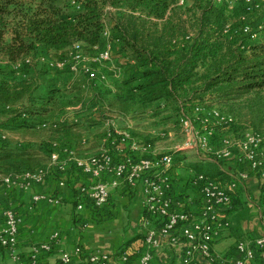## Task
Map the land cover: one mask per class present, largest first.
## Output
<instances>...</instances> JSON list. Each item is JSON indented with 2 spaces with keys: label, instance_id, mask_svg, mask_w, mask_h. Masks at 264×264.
<instances>
[{
  "label": "trees",
  "instance_id": "trees-1",
  "mask_svg": "<svg viewBox=\"0 0 264 264\" xmlns=\"http://www.w3.org/2000/svg\"><path fill=\"white\" fill-rule=\"evenodd\" d=\"M179 2L180 0H0V55L7 66L21 63V67H27L24 60L31 52L53 50L55 61L64 64L70 59L72 53L69 48L74 44H81L82 55L90 58H98L108 45L110 60L97 61L94 71L99 77L89 79L94 92L89 101L96 102L97 112L101 114L108 110L119 115L138 117L155 106L158 113L171 108L177 111L179 117L188 108L192 112L196 107L203 111L209 110L201 107L208 97L219 104L264 89V17L258 31L251 29L250 34L244 35L243 21H240L238 31L230 29L231 32L227 34L224 31L227 26L224 23L223 3L214 1L202 7L200 0ZM9 17L16 20L17 27L11 40L5 42L6 20ZM186 24H191L192 33L188 31ZM104 33L108 34V38L104 37ZM226 35L232 38L234 50L229 48V51L221 54L216 42L221 37L228 38ZM110 61L117 63L113 68L104 67ZM116 70L121 78L116 77ZM48 73L52 74L53 81H48L45 96L35 95L38 84L34 80L0 81V115L10 113L9 117L0 122L1 133L3 130L46 128L49 125H46V121L52 123L55 115L58 117L64 114L67 107L79 103L86 105L79 96L78 86L65 89L78 93L73 100L61 101L64 92L54 82L63 73L59 70ZM232 125L233 121L227 128ZM79 127L78 124L64 125L51 130L52 140L46 151L47 158L56 152L60 160L64 159V148L77 155L72 147L76 146L79 138L73 132L78 131ZM1 133L2 177L35 173L44 168L42 162L47 158L33 157L26 151L11 148L10 142L1 138ZM108 135L109 131L103 133L101 138L110 146ZM72 142H75L74 146L70 145ZM140 143L147 146L150 144L149 141ZM182 160L179 153H173L172 168L178 167ZM216 162L220 165L224 163ZM191 169L193 175L204 176L220 185L231 179L217 171L205 173L199 168ZM244 171L246 172L245 169ZM77 173L80 174L78 171ZM220 176L222 178L218 180ZM258 182L262 202L264 180ZM186 188L197 193L189 181ZM232 195L233 205L228 212L236 208L235 194ZM142 208V222L149 223L148 229L162 227L164 219L150 216ZM146 231L141 226L140 233L120 247L117 255L126 254V263L136 264L146 253ZM236 243L232 246L226 263L214 256L211 261L202 257L198 259L209 264H233ZM1 250L5 251L0 245ZM262 250L255 249L252 260Z\"/></svg>",
  "mask_w": 264,
  "mask_h": 264
},
{
  "label": "crops",
  "instance_id": "crops-1",
  "mask_svg": "<svg viewBox=\"0 0 264 264\" xmlns=\"http://www.w3.org/2000/svg\"><path fill=\"white\" fill-rule=\"evenodd\" d=\"M116 63V61H110L104 67L113 68ZM116 72L119 73L117 70ZM119 76L121 75L118 74L116 77L119 78ZM71 86L72 83H69L65 89H70ZM111 90H113L112 86ZM80 106L82 105L67 107L65 115ZM89 112H91V116L86 121L85 119H74L78 125L87 122L86 126L84 125L85 134L89 133L86 142L84 139L82 144V140L79 138V133H82L80 132L81 127L78 131L73 132V135L79 139L76 146L72 148L77 152L76 156L82 159L93 156L104 147H108L101 135L114 130L127 133L132 140L137 142L149 141L150 149L155 152L176 153L173 144L168 142L164 144L152 143L150 138L144 136L145 134L138 136L132 134L134 128H131L130 124L136 119H143L146 115L132 117L114 114L108 110L101 114L97 112V104L94 101H89ZM148 112L149 110H146V113ZM111 117L114 118L111 119ZM66 119L73 118L69 115L64 116L63 120L58 121L57 119V122L52 123V127L58 126L59 129L64 125L67 126ZM6 131H12L17 135V133L28 130ZM148 135L154 136L155 134L151 132ZM171 136V132L161 135V137L169 138ZM14 137V135L8 136V138H12V140L8 139L9 142L14 144L18 141L20 143L16 144V147L10 144L11 148L26 151L33 157L44 158L43 155L31 153L25 148L28 146L29 140L13 139ZM90 141H98V144L96 146L90 145ZM221 141L222 138L217 133L211 142L220 144ZM21 144L23 145L21 146ZM74 144L75 142H72L70 145L74 146ZM111 154L115 155L117 159H120L122 155L117 150L111 151ZM256 154L257 158L264 162V146H260ZM179 155L183 160L178 167L172 169L171 194L174 200L172 210L174 212H189L194 219L199 215L200 203L198 194L186 188L187 181L193 175L191 166L200 170L201 165L210 162L211 170L223 173L229 178L234 177L237 171L241 169H245L249 174L245 180L238 183L237 189L233 193L235 194L236 204L234 206L236 205V208L224 215L219 214V219L226 222L227 226L221 225L212 242L211 251L216 259L226 263L231 248L236 242L253 241L264 237V205L260 202L259 182L254 175L250 174L249 168L240 167L234 161L222 162L220 165L207 154L191 149L184 150ZM48 160L49 158L46 159V161ZM190 160L192 163H189ZM46 161L42 162L44 168L47 164ZM50 171L52 173L44 175L29 189H25L21 185L23 182L22 175H18L17 178L15 175H11V181L7 183L0 181V220H2V212L9 209L14 211L18 219L15 248L12 252L0 251V264H65L61 260L62 255H72L76 248H80L81 255L72 257L69 264H86V260L91 254L108 256L110 264H128L125 261L126 254L119 256L117 253L125 242L141 231L143 219L142 185L138 184L134 189L128 190L123 183H120L116 187L109 188V201L100 210L91 211L86 205L81 210H77L76 189L83 185L93 184L96 180L88 179L77 173L70 164L65 166L64 171L56 172L55 169ZM220 178L222 176L217 179ZM102 179L109 182L112 177L103 176ZM60 181L65 182L63 187L59 186ZM34 195L40 196V198L33 204L32 197ZM172 234L180 235L179 229L173 231ZM158 240L161 242V246L158 248L148 247L145 253L149 256L151 264H179L184 242L171 245L167 238L158 237ZM45 244L51 246L50 252L40 250V247ZM198 260L200 264H209L202 259ZM247 264H264V248L255 260Z\"/></svg>",
  "mask_w": 264,
  "mask_h": 264
},
{
  "label": "built area",
  "instance_id": "built-area-1",
  "mask_svg": "<svg viewBox=\"0 0 264 264\" xmlns=\"http://www.w3.org/2000/svg\"><path fill=\"white\" fill-rule=\"evenodd\" d=\"M243 1L246 13L259 9L253 0ZM179 3H183V0H180ZM241 20L243 21L242 18ZM250 32L249 26L245 24L242 33L248 35ZM104 37L108 38V34L104 33ZM76 45L73 47L80 52L82 45ZM106 48L96 58L97 60H110L108 57L110 47L107 45ZM76 53L74 51L73 55ZM27 62V60L24 61V63ZM62 64L56 62L52 67L61 70ZM86 76L88 80L99 77L91 68L86 69ZM193 113L196 119L188 118L183 112L179 116L178 126L183 144L178 152L191 149L201 151L216 161H234L240 167L247 166L250 174L254 175L256 179L264 180V162L260 161L256 154L259 147L264 146V136L252 133L246 134L238 140L226 138L221 141L222 148L213 151L211 148L209 149V142L219 130L227 128L232 123V119L216 110L205 112L199 107H196ZM108 136L111 141L110 146L104 147L92 157L82 159L76 157L73 151L64 148L62 150L65 154L64 159L60 160V156L56 152H53L49 158L47 168L50 170L55 169L56 172H60L67 164L71 163L81 175L96 180L93 184L83 185L76 189V209L81 210L86 205L91 211L100 210L109 201L110 187H116L123 183L128 190H131L140 184L143 192L142 206L146 213L164 219L161 224L162 227L159 229H148L149 223L147 221L142 222V228L147 230L145 239L147 246L160 247L161 242L158 237L167 238L171 245H178L182 241L184 245L179 259L180 264H199L197 260L199 256L211 261L213 256L211 243L217 236L221 225L227 226L226 222L219 219V214L224 215L232 209V194L237 189L238 183L245 180L249 174L244 170H238L235 176L224 185L201 175H192L188 181L197 191L201 203L199 215L194 219L189 212H174L172 210L174 206L171 195L173 153L155 152L149 146L132 140L127 133L114 130L109 132ZM115 137L118 138V142ZM1 138L3 139L2 136ZM113 150L119 151L122 158L115 159V155L111 154ZM46 170L42 168L35 173L23 174L21 185L25 189L31 188L33 183L41 180ZM103 176H111L112 179L109 182L104 181ZM1 181L10 182L11 176L2 177ZM64 185L65 182H59L60 187ZM39 198L38 196L33 197L32 203H36ZM262 203H264V197ZM1 219L0 245L5 251L12 252L17 241L18 219L11 209L3 211ZM177 229H179L180 235L172 234ZM257 248H264V237L253 241L237 242L233 264H247L254 258ZM40 250L50 252L51 246L49 244L42 245ZM80 255V248H76L72 255H62L61 260L68 264L72 257H79ZM86 264H110L109 257L91 254L88 256ZM136 264H151V261L149 256L144 254Z\"/></svg>",
  "mask_w": 264,
  "mask_h": 264
},
{
  "label": "rangeland",
  "instance_id": "rangeland-1",
  "mask_svg": "<svg viewBox=\"0 0 264 264\" xmlns=\"http://www.w3.org/2000/svg\"><path fill=\"white\" fill-rule=\"evenodd\" d=\"M193 0H189L191 3ZM202 7H205L204 5H207L209 2L213 3L214 1L217 3H223L225 6V12H224V23L226 24L224 31L229 34L231 31L230 29H234L238 31V27L240 26V21L242 22L241 18L243 19V25L250 26V30L252 29L254 32L258 31L259 24L261 23L263 17H264V0H253L254 4H257L259 6V9L257 11L244 14V1L243 0H200ZM192 15V14H190ZM185 17V16H183ZM193 19V15L190 16ZM246 19V20H245ZM184 20V19H183ZM7 25L5 28V35H4V41L9 42L14 34V29L17 27L16 20H13L12 17H9L7 20ZM185 21V20H184ZM185 25V24H184ZM187 29L190 33H192L191 24H186ZM185 26V27H186ZM223 27V28H224ZM225 36V35H223ZM228 36V35H226ZM258 38V35H257ZM232 38L228 36V38H219V40L216 42L217 48H219V53L224 54L225 52L231 50H234L232 43ZM76 45V44H75ZM74 45V46H75ZM76 46H80V44H77ZM107 49V48H106ZM69 51L72 53V56L70 60H68L67 63L62 64V69L59 71H62V75L55 80V85L63 90V98L60 99L61 101H67L73 100L76 92L73 90H65L67 84L72 83V86H78L80 89L79 96L80 98L84 100V103L86 105L80 106L76 110H73L70 112L69 117L72 116L73 119H66L65 123L67 125H74L77 123L74 122V119H89L91 116V112H89V99L93 96V89L92 85L89 83V80L86 76V69H93L96 68L95 64L97 61L96 58H90L87 56H83L81 51L79 52L76 48L72 47L69 48ZM74 51L77 53L73 55ZM0 55V81L2 80H8L10 82H18L21 81V79H31L34 80L38 84V89L36 91V96H45L47 93V84L48 81L52 80V74L48 73L51 70H58L55 67H52L56 61L54 58V51L53 50H37L35 52H31L29 55L26 56V59L28 62L25 63L27 67H21V63L12 64L11 66H7L6 62L1 58ZM108 57H111V53H108ZM24 60V61H25ZM99 68V67H98ZM4 74V76H3ZM122 76H119L121 78ZM52 83V82H51ZM74 92V93H73ZM205 101V104L203 103L201 107L209 110H205V112H209L212 108L213 110H216L220 112L221 114L228 116L232 119L233 125L230 128L221 129L218 131V136L223 139H233L238 140L242 139L246 134H252V133H260L264 135V89L256 92H252L242 98L239 99H233V100H225L223 102H217L214 99H209ZM79 104L73 105L76 107ZM211 109V110H212ZM149 112L146 113L145 117L143 119H136L133 123L130 124L131 128H134L132 134L133 135H142L147 136L150 138V141L152 143H158V144H164V143H170L173 144L174 150H177V153H181L182 151L178 150L181 148L183 144V139L180 135L179 126H178V114L177 111H174L171 108H168L160 113H158L157 108L155 106H152L151 108H148ZM186 115L190 119H196L195 114L192 112L191 108H188L185 110ZM10 113L8 115L3 116L0 115V120H2L5 117H9ZM66 112L62 115H59L58 118L55 115V118L53 119L52 123L57 122L60 120H63ZM114 115L113 113H111ZM114 117H111L113 119ZM48 120V119H46ZM52 123H48L46 121V125H48L46 128H38L37 130H28L26 132H20L17 133V135L12 131H6L3 130L1 133L3 139H9L12 140V135L15 137L13 139H21V140H29L28 146H25V148L34 154H41L46 159L48 157V154L46 151H48V146L51 143L52 140V134L51 130H55L58 126H53ZM121 125V122H119ZM87 124V122L85 123ZM85 124L82 125V123L79 124V126L83 129H81L79 133V138H81V143L83 144V140L86 142L89 138V133L85 134ZM123 124V123H122ZM85 125V126H84ZM79 127V128H80ZM154 132V136L148 135V133ZM172 133V136L169 137H161V135L165 133ZM87 139V140H86ZM8 140V141H9ZM20 142L16 141L13 145V147H16ZM98 144V141H90V145L96 146ZM23 144H21L22 146ZM20 147V146H18ZM212 149L213 151L220 150L222 148V144L217 142H209V149ZM184 151V150H183ZM92 157V156H90ZM190 157V156H189ZM47 164L45 165V168L47 169L45 172V175H49L52 173L50 169H48V163L49 161H46ZM189 163H192V160L189 161ZM208 165V166H207ZM211 163H205V165H201L200 171L205 173H211L210 168ZM192 167V166H191ZM64 171V169H63ZM8 177V176H7ZM2 176L0 175V181ZM34 184V183H33ZM32 184V185H33ZM32 187V186H31ZM37 195H34L33 197H36ZM32 197V198H33ZM40 197V196H38ZM69 264V263H68Z\"/></svg>",
  "mask_w": 264,
  "mask_h": 264
}]
</instances>
